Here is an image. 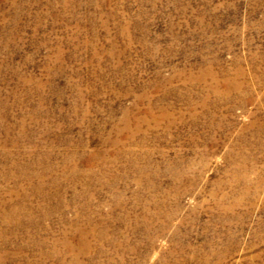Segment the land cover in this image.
<instances>
[{
	"label": "rangeland",
	"instance_id": "obj_1",
	"mask_svg": "<svg viewBox=\"0 0 264 264\" xmlns=\"http://www.w3.org/2000/svg\"><path fill=\"white\" fill-rule=\"evenodd\" d=\"M0 264H264V0H0Z\"/></svg>",
	"mask_w": 264,
	"mask_h": 264
}]
</instances>
